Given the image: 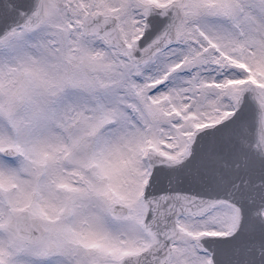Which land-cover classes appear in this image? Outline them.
Here are the masks:
<instances>
[{"label":"snow or ice","instance_id":"1","mask_svg":"<svg viewBox=\"0 0 264 264\" xmlns=\"http://www.w3.org/2000/svg\"><path fill=\"white\" fill-rule=\"evenodd\" d=\"M0 264H264V0H0Z\"/></svg>","mask_w":264,"mask_h":264}]
</instances>
